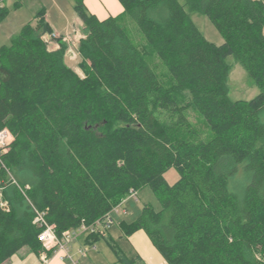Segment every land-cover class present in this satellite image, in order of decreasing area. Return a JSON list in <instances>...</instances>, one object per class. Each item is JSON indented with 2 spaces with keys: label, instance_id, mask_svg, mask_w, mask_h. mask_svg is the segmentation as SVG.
Segmentation results:
<instances>
[{
  "label": "trees",
  "instance_id": "obj_1",
  "mask_svg": "<svg viewBox=\"0 0 264 264\" xmlns=\"http://www.w3.org/2000/svg\"><path fill=\"white\" fill-rule=\"evenodd\" d=\"M120 2L121 14L100 19L74 0L83 75L67 63L63 36L50 48L44 9L0 46V129L11 134L0 147V264L26 245L38 251V211L58 235L95 226L86 240L105 237L112 264H148L105 235L114 206L147 186L161 207L147 202L122 219L123 235L143 229L168 264H264V0ZM190 11L206 15L223 43L209 41ZM8 12L0 8V21ZM230 55L260 89L250 100L229 96Z\"/></svg>",
  "mask_w": 264,
  "mask_h": 264
},
{
  "label": "rangeland",
  "instance_id": "obj_2",
  "mask_svg": "<svg viewBox=\"0 0 264 264\" xmlns=\"http://www.w3.org/2000/svg\"><path fill=\"white\" fill-rule=\"evenodd\" d=\"M24 3L22 5H17L15 0H7V7L9 9L8 14L4 19L0 21V46L2 44H9L11 37L18 33L22 25L28 22H33L35 16L39 10L43 9L48 13L50 12V19L52 23H54V27L57 31H61L63 33H56V36H53L52 31L48 33L46 39H48L50 48H53L55 45L52 44L55 42L56 37L67 35L65 38L68 42V49H67V63L72 66L80 75H83V72L79 69L78 64L80 61V55L78 53L79 48V41L83 35V27L77 26L74 24L75 17H79L74 8V0H23ZM186 2V0H181ZM44 5L46 7H44ZM189 9V7L187 6ZM191 12V16L200 30L203 32L205 37L209 40L214 42L215 44H222L224 39L222 34L219 30L214 26V24L210 21V19L198 12ZM127 23V22H126ZM128 24V23H127ZM130 32L132 35L133 40L140 45V47L148 54L152 63L158 67L159 71L163 72V67L159 64L158 58L154 55L152 56L149 50H147L146 42L143 35L140 33L139 29L137 28L136 24L130 23L129 25ZM10 34V35H9ZM63 38V39H64ZM227 65L229 66V74L226 81V87L229 93V96L233 100L237 99H247L250 100L255 97L260 89L255 84L254 80L251 76L246 72L243 66L235 59L234 56L230 55L226 59ZM165 68V67H164ZM179 93V91H177ZM189 97L187 91H180L178 94V98L183 102ZM189 118L194 123V125L200 129L202 132L207 133L209 131L205 119L203 115L194 107H191L188 111ZM5 127L0 129V132L3 131ZM11 140V136L9 137V141ZM165 177L170 184L174 183L178 177L179 173L175 167H171L165 173ZM131 193L126 194L120 200V212L119 214L112 212V216L114 217V222L107 226L109 232L113 236V239L120 245V247L128 253L130 256H134L136 254L143 253L146 255V244L148 248L153 245L149 235L144 231V234L148 238V242L145 240L141 242V244L137 245L134 244L133 241L130 239L129 236L122 235L121 229L119 227V220L121 218H125L127 220L135 219L137 216L140 215L142 208L145 203L151 202L157 209H159L160 201L153 190L147 186L142 190L137 191V199L130 195ZM118 205V204H117ZM143 230V229H140ZM107 232V231H106ZM105 232V233H106ZM84 233L88 232H80L78 235L82 237ZM122 233V234H121ZM106 233L105 235H107ZM76 238V237H75ZM74 243V242H73ZM72 243V245H73ZM97 248L93 249V245L87 244L85 249L87 251L86 255L88 258H91L95 264H112L117 260L116 255L112 248L106 241L105 237H101L97 241ZM95 244V246H96ZM154 246V245H153ZM155 247V246H154ZM92 248L93 250H91ZM156 248V247H155ZM157 253L162 257L160 252L156 249ZM148 255V254H147ZM96 256L98 260H95ZM156 259V258H155ZM163 259V264H168L165 259ZM145 261V260H144ZM156 264H162L159 262V259L155 260ZM146 262V261H145Z\"/></svg>",
  "mask_w": 264,
  "mask_h": 264
},
{
  "label": "crops",
  "instance_id": "obj_3",
  "mask_svg": "<svg viewBox=\"0 0 264 264\" xmlns=\"http://www.w3.org/2000/svg\"><path fill=\"white\" fill-rule=\"evenodd\" d=\"M6 1L7 0H3L1 7H3V6L7 7ZM15 2L17 3V5H22L24 3L23 0H15ZM84 2L86 4V6L88 7L89 11L96 14L100 19L107 18L108 16H111V15L117 16L124 11V6L120 2V0H84ZM44 7H46V6L44 5ZM45 19L51 25L52 31L58 32V33H63L61 31H57L55 28H53L55 25H54V23H52V21L50 19V12L49 11H48V13L45 11ZM37 21H38V18L35 16V19L31 23L33 25H36ZM74 24L77 25L78 27L84 26L82 20L79 17H75ZM52 44L55 45L56 43L53 42ZM56 47H58L57 44L53 48H56ZM122 219H125V218H121L119 220V222ZM119 227H120V225H119ZM107 232H108V236L113 237L111 235V233L109 232V229ZM78 235L71 242V254H72V256L78 261V264H95V262L92 261L91 258H88L87 256H85L86 254L83 255L80 252V250L84 249L86 251L85 246L87 244H89V245L94 244V246L92 248L96 249L97 244L95 243V241L93 243H91V242H88L86 240L87 233H84V235H82V237H79ZM129 237L133 241V243L134 244L136 243L137 245L141 244V242L144 240L146 242H148V238L144 234V230H137L134 233H132L131 235H129ZM72 243H73V245H72ZM95 244H96V246H95ZM92 248H90V249L93 250ZM145 251L147 252L146 255L141 253V251H140V255L143 257V259L148 264H156L155 260H157V259H159L160 263L163 262L162 257L157 253L156 248L153 245H151V247L148 248V246L146 244ZM43 253L46 254V259H44L42 257ZM86 253H87V251H86ZM62 255H63V252L59 251V249L57 247L48 248V247H45L42 242H40V247H39L38 251L32 249L29 245H26V246L22 247L20 250H18L15 254H13L10 258H8L2 264H68L70 262V259L67 257L63 258ZM94 257H95V260H98V258L96 256H94ZM111 263H113V262H111Z\"/></svg>",
  "mask_w": 264,
  "mask_h": 264
},
{
  "label": "built area",
  "instance_id": "obj_4",
  "mask_svg": "<svg viewBox=\"0 0 264 264\" xmlns=\"http://www.w3.org/2000/svg\"><path fill=\"white\" fill-rule=\"evenodd\" d=\"M3 0H0V8L2 6ZM53 36H56V33H52ZM66 38L67 35H63V38ZM64 38V40H66ZM69 50V49H68ZM11 136L9 130L5 127L3 131L0 132V147L3 149L8 146L10 143L9 137ZM130 195L133 197H136L137 199V191H130ZM120 206L118 205L114 206L113 210L109 213L108 216V226L111 225L114 222V217L112 216V212L115 211V213L119 214L120 212ZM34 222L37 223V225L41 228L40 233L38 234V240L44 244L45 247L51 248V247H57L59 251L63 252L62 257L69 258L70 262L68 264H78V261L72 256L71 254V242L80 232H93L95 231V226L88 225V224H82L76 229H69L62 232L61 235H58L56 233L55 225L51 224L46 219V214L44 211H38L37 215L34 219ZM80 252L85 255L86 251L84 249H81ZM42 257L46 259V254L43 253Z\"/></svg>",
  "mask_w": 264,
  "mask_h": 264
}]
</instances>
